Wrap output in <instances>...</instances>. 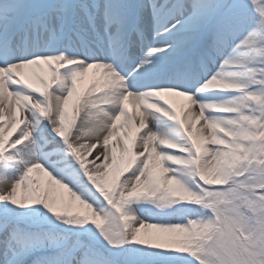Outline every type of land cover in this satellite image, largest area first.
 I'll use <instances>...</instances> for the list:
<instances>
[{
	"label": "snow or ice",
	"instance_id": "snow-or-ice-1",
	"mask_svg": "<svg viewBox=\"0 0 264 264\" xmlns=\"http://www.w3.org/2000/svg\"><path fill=\"white\" fill-rule=\"evenodd\" d=\"M0 264H264V0H0Z\"/></svg>",
	"mask_w": 264,
	"mask_h": 264
},
{
	"label": "bare ground",
	"instance_id": "bare-ground-1",
	"mask_svg": "<svg viewBox=\"0 0 264 264\" xmlns=\"http://www.w3.org/2000/svg\"><path fill=\"white\" fill-rule=\"evenodd\" d=\"M90 76H91V74H89L88 77H85L84 81L82 82V86L87 84L88 79L90 78ZM171 99H173L174 102L176 103V106H177L178 110H179V107H180L181 104L186 103V101L184 100L183 97H173ZM132 107H133L132 104H129V110H132ZM89 158H91V154H90ZM33 179H34L35 182L39 183L42 186L46 184V178L42 174H40L38 172L33 173Z\"/></svg>",
	"mask_w": 264,
	"mask_h": 264
},
{
	"label": "rangeland",
	"instance_id": "rangeland-1",
	"mask_svg": "<svg viewBox=\"0 0 264 264\" xmlns=\"http://www.w3.org/2000/svg\"><path fill=\"white\" fill-rule=\"evenodd\" d=\"M53 195H57V193H53Z\"/></svg>",
	"mask_w": 264,
	"mask_h": 264
}]
</instances>
